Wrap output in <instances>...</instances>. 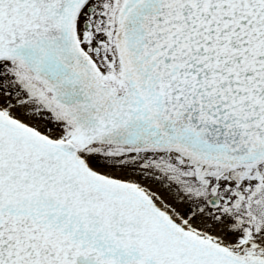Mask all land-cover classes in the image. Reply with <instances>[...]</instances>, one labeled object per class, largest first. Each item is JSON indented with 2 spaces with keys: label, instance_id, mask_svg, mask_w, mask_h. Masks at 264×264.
I'll return each mask as SVG.
<instances>
[{
  "label": "snow or ice",
  "instance_id": "obj_1",
  "mask_svg": "<svg viewBox=\"0 0 264 264\" xmlns=\"http://www.w3.org/2000/svg\"><path fill=\"white\" fill-rule=\"evenodd\" d=\"M0 264H264V0H0Z\"/></svg>",
  "mask_w": 264,
  "mask_h": 264
}]
</instances>
